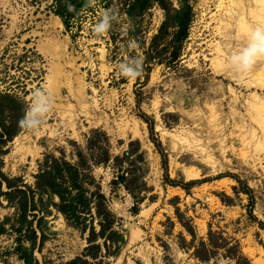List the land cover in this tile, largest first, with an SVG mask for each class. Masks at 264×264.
<instances>
[{
    "label": "rangeland",
    "instance_id": "374dc122",
    "mask_svg": "<svg viewBox=\"0 0 264 264\" xmlns=\"http://www.w3.org/2000/svg\"><path fill=\"white\" fill-rule=\"evenodd\" d=\"M237 1L0 0V264H264V75H234L219 30ZM38 90L39 130L8 135Z\"/></svg>",
    "mask_w": 264,
    "mask_h": 264
},
{
    "label": "clouds",
    "instance_id": "9594fccd",
    "mask_svg": "<svg viewBox=\"0 0 264 264\" xmlns=\"http://www.w3.org/2000/svg\"><path fill=\"white\" fill-rule=\"evenodd\" d=\"M112 22V11L104 12L100 21L93 28L94 33L97 35L106 33L111 28ZM242 39L244 42L236 47L227 61L231 72L236 76L251 70L259 59L264 58V28L255 27ZM117 67L119 74L126 79H136L141 75V61L139 58H132ZM51 108L52 101L50 97L38 90L33 94V102L26 110L24 117L19 121V126L27 131H38Z\"/></svg>",
    "mask_w": 264,
    "mask_h": 264
},
{
    "label": "bare ground",
    "instance_id": "6f19581e",
    "mask_svg": "<svg viewBox=\"0 0 264 264\" xmlns=\"http://www.w3.org/2000/svg\"><path fill=\"white\" fill-rule=\"evenodd\" d=\"M234 6H235L234 7V9H235L234 11L231 8H224L225 10H228L229 14L226 15V18H224L223 21H220V29H219V30L225 29V35L224 36L229 38V40H227L228 43L226 42L227 46L230 47V45L233 44L232 41L237 42V45H233L230 48H228V49L226 48L225 49L226 51L228 50L227 54H229V55H231L233 53L232 52L233 50L235 51V49H236V47L238 45H240V44H242L244 42L242 38L245 37L247 35V33L251 29H253L255 27L264 28V0H238L237 2L234 3ZM230 26L232 28H230ZM222 35H223V33H222ZM216 51L219 54L220 53L222 54V49H221V47L219 45L216 46ZM224 53H225V51H224ZM249 74H250L251 77H255V79L258 77L257 78L258 80H260L262 78V76L264 75V58L259 59L255 63V65L251 68V70L245 72L243 74V78L245 76L249 75ZM262 83L264 85V81H262ZM248 84H249V86L252 85V84H256V81L255 80H251V82H249ZM246 86H247V84H246ZM256 99H255V101H256ZM258 104H259V102H258ZM259 105H261V104H259ZM259 107H261V106H259ZM262 112H264V107L260 110L259 114L261 115ZM257 113L258 112L255 113V116L257 115ZM263 115H264V113H263ZM259 119H260V117L258 118V120ZM263 119H261V121Z\"/></svg>",
    "mask_w": 264,
    "mask_h": 264
},
{
    "label": "trees",
    "instance_id": "16d2710c",
    "mask_svg": "<svg viewBox=\"0 0 264 264\" xmlns=\"http://www.w3.org/2000/svg\"><path fill=\"white\" fill-rule=\"evenodd\" d=\"M161 2H163V1H161ZM148 3H149L148 0H135V2L130 6V10L128 11L131 19L133 20L134 17H138L141 14L144 7L148 5ZM70 8H71L70 6H66L64 8H61L59 12L64 17H68L69 16L68 13L70 11ZM6 97L14 100L10 95H7ZM13 103L17 104V106L20 107V104H18V102L13 101ZM19 131H20V126L18 127V129H15V130L13 128H11L8 135H10V134L13 135L14 133L19 132ZM4 136H6V135H4ZM2 137H3V135H2ZM0 183H2V182H0Z\"/></svg>",
    "mask_w": 264,
    "mask_h": 264
}]
</instances>
